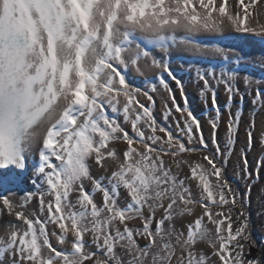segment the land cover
<instances>
[{"label":"snow or ice","instance_id":"1","mask_svg":"<svg viewBox=\"0 0 264 264\" xmlns=\"http://www.w3.org/2000/svg\"><path fill=\"white\" fill-rule=\"evenodd\" d=\"M259 3L0 0V264H264L247 211L264 171V156L248 158L264 145V127L253 131L264 110ZM174 52L210 104L209 139ZM161 90L176 134L154 115ZM245 96L253 115L237 153Z\"/></svg>","mask_w":264,"mask_h":264},{"label":"rangeland","instance_id":"2","mask_svg":"<svg viewBox=\"0 0 264 264\" xmlns=\"http://www.w3.org/2000/svg\"><path fill=\"white\" fill-rule=\"evenodd\" d=\"M219 3L220 0H217ZM245 3H248V0H245ZM229 5L231 7V10L234 12L236 10V0H229ZM264 5V0H260V3L257 5V8L260 11H264V7H261ZM253 13L255 14V10H252ZM261 49H252L249 48L247 49V52L249 55H256L259 53ZM171 59H175L174 54ZM191 62L187 63L186 66L182 67L181 69H177L176 73L178 78L182 80V83L184 84L185 87V94L188 97L189 100V107L192 109L194 115H196L200 120L201 124L203 125V130H204V135L206 139L210 138L211 131L208 128V109L210 108V104H206L202 101L201 97L199 96V91H200V86L195 82L194 78V73L188 71L189 64ZM200 66H211V65H206L202 64ZM254 75L259 77L264 75V71L260 69H254L253 70ZM143 86V85H141ZM171 88L173 89L175 96H176V101L177 103L183 105V100L180 96L179 89L177 87H173L172 84L170 83ZM243 91V88L241 89ZM162 95H167L166 93H163L162 90L158 91L157 93H153L154 98L156 99V107L154 108V115L156 116L157 122L159 124H163L165 126H171L172 130L175 133V123L173 118H169L167 122L164 121L163 117V111H164V104L161 99ZM223 94V92L218 93V102L221 105V108L223 110L224 105L226 104L227 97ZM225 99H224V98ZM252 97L251 96H245L242 104L240 105L243 112H242V121H241V131L239 135V141L236 145V150L237 148H240L237 153H239L244 144V139H245V130L248 126L249 120L251 116L253 115V105H252ZM236 102H239V97H237ZM234 102V103H236ZM169 106H171V101L168 102ZM160 106H162L163 111H161ZM233 111H235V106H233ZM264 114V110H258L255 114V121H256V127L253 129L255 135H260V132L257 130L258 129V122L259 119L261 118V115ZM179 114L173 113V116L178 118ZM224 119H227V114L225 113ZM226 128L224 123H221V127L219 132L217 133V136L223 140L225 136ZM261 148H264V145H254L248 152V158L250 162H254L258 158L264 156V152L261 151ZM227 177L232 182L234 187H239L241 189V192H244L246 185L242 182L239 181L238 174L233 173V168L232 164L230 163L227 166ZM24 181V186L25 187H30L27 183ZM261 196H264V171L261 172V179L256 180L254 183L250 195L247 197V199L250 201V206L248 207L247 211L250 215L249 219V224H250V231L252 234L253 240L256 241L257 245L264 244V207L261 206L260 203V198Z\"/></svg>","mask_w":264,"mask_h":264},{"label":"bare ground","instance_id":"3","mask_svg":"<svg viewBox=\"0 0 264 264\" xmlns=\"http://www.w3.org/2000/svg\"><path fill=\"white\" fill-rule=\"evenodd\" d=\"M252 49H257V48H252ZM174 54V57H175V59H171V67H172V69L174 70V72H175V74L177 75V73H178V71H177V73H176V70L177 69H181L182 67H184V66H186L187 65V63H189V62H191L190 60H189V57H188V55L187 54H185L183 57H181L179 54H177V53H173ZM152 75H154V73H150L149 74V76L151 77ZM139 80H140V78H137V83L139 84ZM169 83H171L172 84V86L173 87H177L176 85H175V83L174 82H172V81H169ZM224 96V95H223ZM224 98V97H223ZM225 99V98H224ZM160 109H161V111H163V109H162V106H160ZM208 126V125H207ZM258 131L260 132V134H261V128L262 127H264V114H262L261 115V118L259 119V122H258ZM208 128H209V126H208ZM210 129V128H209ZM211 131V130H210ZM240 150V148H237V151H239ZM25 183H27L28 184V182H27V179H25ZM2 232H3V228L2 227H0V234H2Z\"/></svg>","mask_w":264,"mask_h":264},{"label":"trees","instance_id":"4","mask_svg":"<svg viewBox=\"0 0 264 264\" xmlns=\"http://www.w3.org/2000/svg\"><path fill=\"white\" fill-rule=\"evenodd\" d=\"M257 251H258V249H254L253 250V255H256L257 254Z\"/></svg>","mask_w":264,"mask_h":264}]
</instances>
